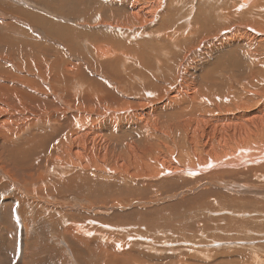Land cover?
Listing matches in <instances>:
<instances>
[{
  "label": "rangeland",
  "instance_id": "obj_1",
  "mask_svg": "<svg viewBox=\"0 0 264 264\" xmlns=\"http://www.w3.org/2000/svg\"><path fill=\"white\" fill-rule=\"evenodd\" d=\"M126 1L0 0L2 25L9 24L18 32V35L11 36L2 34L1 38L4 41L8 40L12 45L14 59L17 58L18 62L24 63L23 72L20 74L25 80L43 77L48 80L49 84L45 85L48 89L44 96L47 95L52 101L53 97L50 93L56 91L57 85L61 84L58 82V75L64 73L73 76L77 74V67L89 65L92 44L96 46L100 42L105 45L107 42H112L110 45L115 49L120 45L121 51L129 53L141 51V55L137 56L141 60L142 52L152 53L150 46L154 49L161 48V42L157 43L159 47L155 45L160 39L159 34L162 33L157 31L161 29L160 27L166 29L171 26L174 30L190 28L192 31L197 29L196 34L193 35L194 41L185 44V47L180 46L179 49L183 52L186 47H191V55L193 54L192 57L195 59H191L189 66L195 65V68L199 66L197 67L199 74L210 72V76L220 81V86L218 85L214 90L217 97L219 96L218 99L224 97L225 100L221 101V104L227 105V112L223 110L218 114L213 111L206 113L204 118L224 116L223 113L226 112V116H232V119L220 124H210V121L208 129L203 133L197 130L198 133L194 134L190 128L188 133L190 135L184 133L185 131H175L168 132L169 136H160L158 140L150 137V146L156 148L149 146V149L141 154V158H137L143 149L140 147L142 145L145 147L142 141L145 137L141 136L140 132L134 140L139 143L137 145L139 147L129 150L131 154L126 147L124 149V146L116 145L115 140L108 134L94 135L92 129L98 133L102 132V121L83 117L92 111L86 110L89 106L83 102L85 100L95 102L102 97V94L99 92L92 95L90 82L85 83V79L74 78L72 83H83V86L80 88L78 86L76 90L71 87L69 97L63 92L62 98L67 100L65 97H68L69 100L64 104L66 108L60 116L76 114L72 115L74 121L82 122L77 125L80 129L71 135L76 139L75 137L72 139L68 131H62L59 134L61 136L57 137L59 140L56 138L50 145L48 154L34 158L32 169L24 166L28 168L24 173L25 178H16L11 172L6 176L4 173L0 174V264H26L21 256L25 249L30 258L29 264L47 260L50 255L52 262L47 261V264H245L246 262V264H264V162L253 163L250 157L260 153L261 157L262 152L264 153V121L261 124L263 129L258 127L256 131L255 127L246 128L252 120L247 122L250 117H243L244 111H252L264 104V43L246 41L243 47L233 45L234 47L220 53H213L217 46H214V43L218 38L226 36L224 39L228 41L227 36H230L235 40H247L243 36L245 27L251 29L253 22L264 25V0H253L251 4L253 8L250 6L241 11L236 9L242 7L240 0H174L175 2L159 0L164 3L163 5H159L156 2L158 0H149L150 2L129 0V6L137 5L144 16L140 14L135 17L136 20H130L127 28L109 25L126 22L127 13L122 12V5ZM153 9H159L158 14L154 16L157 19L151 17ZM20 11H22L21 15ZM163 16L166 18L164 19ZM162 20L165 21L163 25ZM155 25L158 27L156 28ZM261 32L264 34L263 31ZM248 33L253 34L250 31ZM181 36L184 38L190 34H181ZM203 39L209 44L205 42L207 44L203 45ZM198 42L201 45H198ZM175 53L182 56L177 52H174V55ZM152 54L156 61L158 54L154 51ZM177 59L176 63L179 62V57ZM131 62L132 65L125 72L130 79L118 87L128 94L126 100L142 101L139 98L143 89L136 86L143 84L131 81L134 74L142 76V73L137 71L138 66L133 63V59L128 60L127 64ZM37 64L44 67L38 68ZM147 65L151 66V64ZM85 69L92 72L88 67ZM100 72H98L99 77L102 75L105 77L104 69ZM142 72L148 75L143 69ZM162 74L167 75L166 70H163ZM100 80L103 83L102 79ZM107 85L115 87L116 82L114 80L106 83ZM29 88L35 92L39 90V86L34 83H31ZM79 103L83 104L84 109L77 106ZM124 104L122 105L124 108L130 107L129 103ZM236 114L241 117L233 120ZM82 117L88 121L86 122ZM15 119L18 121H14ZM9 121L12 125L24 123L20 117H11ZM153 121H155L153 118L148 119L147 125ZM226 124L229 126H225ZM241 124L243 127H240ZM51 126L46 130L47 133L56 131L59 124ZM234 128L236 130L241 128L244 137L237 138L233 150L244 147L247 150V153H241L244 158L241 159L237 150L231 156L232 160L231 158L227 160L231 162V167L222 166L221 169L209 167V161L214 162L218 159L216 163H219L228 159L225 157L223 145H219L217 140L225 134H238L232 133ZM192 138H195V141H190ZM207 139L214 142L213 148L202 151L203 144L208 142ZM160 143L163 147H160ZM238 143H242L241 146ZM164 144L173 152L179 151L178 155L182 149V154L185 156L183 158L170 152L174 155L173 162L177 157V162L174 163L177 169L184 172L172 173L165 170L172 168L169 162V157L172 155H169ZM52 147L53 149L55 147L54 151ZM234 157L238 158L234 159ZM77 158L82 160L76 161ZM166 159L168 162L165 161ZM140 160L147 165L144 166ZM204 160L209 161L205 163ZM200 163L209 164L205 173L192 175L185 171L189 166L198 169ZM70 165L76 167L72 168ZM94 165L99 167L96 168ZM63 171L67 173L64 174ZM75 175L86 178L90 183L84 185L80 178H78L80 182H77ZM72 178L75 188L65 190L64 181L73 182ZM224 255L229 256L223 258Z\"/></svg>",
  "mask_w": 264,
  "mask_h": 264
},
{
  "label": "bare ground",
  "instance_id": "obj_2",
  "mask_svg": "<svg viewBox=\"0 0 264 264\" xmlns=\"http://www.w3.org/2000/svg\"><path fill=\"white\" fill-rule=\"evenodd\" d=\"M146 2H150V1L147 0ZM156 2H158L159 5L164 4L159 0ZM129 3H130L129 0H127L122 5L123 6L122 12L127 13L126 18H125L126 22L121 21V22H123V24H120L121 22L117 23L114 20L116 23L115 24H109V25H111L113 27L119 26L121 28H124V27L127 28V25L129 24L130 20H133V19H135V17L140 16V14L142 17L144 16V14H142V12H141L142 10L140 11V7H138L137 5L129 6ZM239 3L241 4L242 7H240V6L236 7V9H240V11H241L243 8H246V7L248 9V7H250L251 4L253 3V0H240ZM251 7L253 8V6H251ZM169 8H168V10H170ZM254 9H255V7H254ZM260 9H262V8H260ZM150 11H152V10L150 9ZM150 11H148V12H150ZM240 11H238V12L240 13ZM21 12L22 11L19 12L20 15H21ZM116 12H118V11H116ZM158 12H159V9L158 10L153 9V12H151V15H152L151 17L153 18L154 16H156L158 14ZM161 12H163V11H161ZM167 13H168V11H167ZM145 14H146V12H145ZM152 18H151V20H153ZM154 18L157 19V17H154ZM165 18L166 17H164V19ZM144 19H146V18H144ZM223 19H224V17H223ZM4 20H6V19H4ZM160 20H161V18H160ZM160 20H159V22H160ZM164 22L165 21L162 20V22H161L162 25L164 24ZM255 22H257V21H255ZM156 26L158 27V25H155V27ZM167 26H169V25H167ZM185 26L188 27V25H185ZM66 28H67V26H66ZM160 28L161 29H158L157 31L159 33L162 32L161 34H159V36L161 35L162 37L160 36V39H158L155 42V45H157V43L159 41L162 44L161 48L154 49L152 46H150L151 52L153 53V51H154L158 54L156 61H154L152 53L146 54L145 52H142L143 53L142 58H141V60H139V58L137 56L141 55V53H140L141 51L136 52V53H129L128 51H124V50L121 51V50H119V48L121 49L122 47H120V45H119V48L115 49L114 46L110 45V44H112V42H107L106 45H105V43H101V42L97 43L96 46L94 44H92L91 45L92 51L90 52V55H89L90 56L89 65H86V67H80V66L77 67L78 76H77V74H75L73 76H69L67 74L60 73L58 75V79H59L58 82H60L62 85L58 84L56 91L50 93V95L53 97V99L51 101L49 98H47V95L44 96V94L46 93V91L48 89V87L45 85L49 84L48 80L45 77H43V78H30V80H25L24 76H22L20 74L23 72L24 63L18 62L17 58L14 59V57L12 56V54H13L12 53V45H10L8 40L4 41L1 38L2 34H7L8 36H11V35H18V32L16 31V29L14 27H12L9 24L3 26L2 25V18H0V174L4 173L6 176V175L10 174V172H11L12 175L15 176L16 178L17 177L18 178H25L26 176H24V173L26 171H28V168L27 167L24 168V166H29L32 169L33 162H35L34 158L36 156L48 154L50 145L56 140V138L58 136H61L59 134L62 131H64V132L68 131L69 132L68 134H70L71 138L75 137V136H71V135H73L72 133H74L75 131H78V129H80L79 127H77V125L78 124L80 125L81 121H79V122L74 121V116H72V115H76V114H70L69 116L65 114V117L60 116V114H62V112L66 108V106H64V104H66L67 101L69 100L68 99V97L70 96L69 93L72 91V89L76 90V88L78 86H79V88L81 86H83V83L82 84L72 83V82H74L73 79L77 78V77L85 79V83L90 82V85H92V91H93L92 95H95L99 92H101V94H102V97L98 98L97 101H95V102H88L86 100L83 102L84 104L89 106V109H86V110H89V111L92 110L91 113H89V115H86L83 117H88L93 121H95V119L97 118L98 120L102 121V132L98 133L95 129H92L94 135L96 133L100 134V135L101 134H108L111 139L115 140L116 145L124 146V149L126 147L129 151V150H132L133 148H135L137 145H139V143H137L134 140H136L138 137V134L141 133V136L143 135L145 137V139H142L145 147L142 145L140 148H143V149L140 152L137 150L140 153V155H137V158H141V154H144L149 149V146H150L149 138L150 137L155 138V140L157 138V140H158V138L160 136H167V135L169 136L168 132L171 133V132H175V131H183V132L185 131L184 133H187V134L190 131H192L195 134V133H198L197 130H200L203 133V132H206V130L208 129L207 126H208V123L210 121H211L210 124H212V123H214V124L219 123L220 124V123L226 122V120L232 119L231 118L232 116L231 117L226 116V112H227L226 106L227 105L221 104L222 103L221 101L225 100L224 97H223V99H218L219 96L217 97L216 91L214 90L216 87H218V85L220 84V81H217V79L210 76L209 75L210 72L204 73V74L203 73L199 74L198 68H197L199 66H197V65H200V64H197L196 68H195V65L189 66V64H191V62H190L191 59L194 58V57H192L193 54L191 55V50H190L191 47L190 48L186 47V49H184L183 52L179 49L180 46H184L185 44H189L192 40L194 41L193 35L196 34L195 31L197 29H195L193 31H192V29L190 30V28H188L187 30H184L182 28L174 30V28L172 29L171 26L167 27L166 29H164V27H160ZM248 30L250 32H253V34L248 33L249 32ZM254 30L256 33H254ZM261 31L264 32V25H262L261 23L254 24V22H253L251 29L245 27V29L243 31V34H244L243 36H245L247 40H235L233 38H230V36L229 37L227 36V38H229V40L227 41L224 39L226 36L224 38L220 37L217 40H215L216 43H214V46L215 45H217V46L214 48L213 53H216V54L220 53L224 50L231 48L233 45H237V46L242 45V47H243V44L246 41L249 43H251L252 41H254V42L263 41V43H264V34ZM168 33H170V34H168ZM149 34H150V32H149ZM181 34H186V35L190 34V36H188V37L184 36V38L186 37L184 39L181 36ZM128 35H130V34H128ZM229 35H230V33H229ZM236 35L237 34H235V36ZM237 36L239 37V35H237ZM153 37H155V35ZM153 37H152V39H153ZM203 40H204L203 41L204 44L203 43L202 44L206 45L208 43L207 40L206 39H203ZM211 40H212V38H211ZM163 42H165V43H163ZM205 42H207V43L205 44ZM113 45H114V43H113ZM198 45H201V44L199 43ZM253 46H254V44H253ZM157 47H159V46L157 45ZM246 48H248V47H246ZM208 50L209 49H207L206 51L208 52ZM233 50H235V49H233ZM248 51H250V50H248ZM174 52H177L178 54H182V56L180 55L181 58L176 53L174 55ZM210 52H212V51H210ZM16 54H17V52H16ZM224 54H226V53H224ZM177 57H179L178 63H176V61H178ZM130 59L134 60L133 63H135L136 66H138L137 71L141 72L142 76H143V77L137 76L136 74H134L133 77L131 78L132 83L137 82L138 84H143L142 86H136V87H141L143 89L142 95L139 98V99H142V101L126 100V98L128 97V94L122 88L118 87V85L121 86L124 82H128V80L130 79V76L125 74L128 67L130 65H132V62H131V64H127L128 60H130ZM172 60H174V61H172ZM195 61H197V59ZM175 63H176V65H175ZM147 64H151V66H149ZM201 64H203V63H201ZM249 64H250V62H249ZM19 65H20V67H17ZM174 65L176 67L175 69H174ZM37 66H38V68L44 67L40 64H37ZM87 67L92 72H88L87 69H85ZM201 67H202V65L200 66V69H201ZM103 69H104V72L106 73V75H105V77H103V75L101 77H99L100 76L99 73H101L100 70H103ZM142 69L148 73L147 76L144 75V73L142 72ZM163 70H166L167 75L162 74ZM172 74H173V76H172ZM100 79H102L103 83L101 82ZM173 79H174V82H173ZM114 80L116 82L115 87H109L108 85L106 86V83L112 82ZM164 80L166 83H164ZM31 83H34V84L39 86L38 92L32 91L29 88L31 86ZM129 85L131 86V84H129ZM71 87H72V89H71ZM63 92L67 93L66 96H68V97H65L67 100L62 98L61 95L63 94ZM248 101H249V99H248ZM248 101H245V102H248ZM125 102L129 103L130 107L124 108L122 105ZM245 102H243V103H245ZM250 103L252 104V102H249V104ZM212 105H214V107H211ZM77 106L81 109H84L83 104L79 103ZM247 106L250 107L251 105H247ZM229 107H230V105H229ZM223 110L226 111L223 113L224 116H220V115L217 116L216 115V116L208 117L207 119L204 118L206 116V113L209 114V113H212L214 111V113L216 112L218 114L219 113L221 114ZM239 111H240V109H239ZM233 112H234V110H233ZM232 113H231V115H234ZM243 114H244V116H243L244 118L250 117V119L247 120V122L252 120L251 121L252 124H251V122H249L251 125L250 124L246 125L247 129H251V128L254 129V127H255L256 128L255 130L257 131L258 127H260V128L263 127V125H261V124L264 121V104H261L260 107H257L256 109H254L252 111H249V112L244 111ZM236 115H235L236 117L233 118V120L237 119L238 117H241L238 114H236ZM11 117H20L24 121V123L19 122L20 124L12 125L9 123V122H11V121H9V119ZM83 117H82V119H84ZM152 118L155 121H153V123H151V124L149 123L150 125H147L146 121H148V119H152ZM16 120L17 119H15L14 121H16ZM84 120L86 121V119H84ZM84 120H82V121H84ZM213 120H214V122H213ZM231 123H230V127L233 126V125H231ZM53 124H59V127L56 129V131H54L52 133H47L46 130L49 128V126L52 127L51 125H53ZM227 125L228 124H226L225 126H227ZM241 125H240V127H243V124H241ZM244 125H245V123H244ZM81 126H83V125L81 124ZM85 126H87V125H85ZM190 128L192 130H190ZM246 128H245V131H246ZM214 132H215V130H214ZM233 132H236L238 134H230V135L225 134L224 136L220 137L217 140L219 145H221V144L223 145V147L225 149V157H228V159L224 158L226 161L224 160V162L221 161L219 163H216V160H218V159H216L214 162L209 161V160H204L203 162L209 161L208 163L210 164V166H209V164H207L209 167H214V169L215 168L219 169L222 166H224V167L230 166L231 162H228L227 160H230L229 158H231V156H233L234 153L237 152V150H239V154L241 156V159L244 158V156L241 155V153H247V150L244 147H239L235 151L233 150V146L237 143V138L238 137H240V138L244 137L243 134H241V132H243V131L241 128H238L237 130L234 128L232 133ZM150 135H152V136H150ZM170 135H172V134H170ZM188 135H190V134H188ZM201 135H203V134H201ZM201 135H200V137H201ZM25 137H28V138H25ZM197 137H199L198 134H197ZM213 137L215 138V136H213ZM213 137L211 138V140L213 139ZM72 139H74V138H72ZM75 139H76V137H75ZM188 139H190V138H188ZM193 140L195 141V138L194 139L192 138V140H190V141H193ZM211 140H208V142H206V144H203L204 142L199 143V144H203V146H204V149H202V151H207L208 149L213 148L214 142H212ZM62 141H63V139H62ZM197 141L198 140H196V142ZM65 142H66V145H68L67 141H65ZM68 142L70 143V141H68ZM72 143H71V145H72ZM161 143H163V142H161ZM161 143H160V147L161 146L163 147V145ZM62 144L64 145V142ZM80 144H81V142H80ZM140 144H142V143H140ZM238 144H239V146H241L242 143H238ZM100 145H101V143H100ZM112 145H114V144L112 143ZM191 145H192V143H191ZM60 146H61V144H60ZM137 147H139V146H137ZM137 147H136V149H137ZM150 147L153 148L155 146L152 147V145H151ZM165 147H166V145H165ZM73 148H71V149H73ZM157 148H159V147H157ZM52 149H53V147H52ZM54 149H55V147H54ZM54 149H53V151H54ZM124 149H122V150H124ZM166 149H168L169 155H172L169 157V162H170V164H172V168L171 169L167 168L165 170L168 172H172V173L184 172V170L177 169V167H176L177 165L174 164L177 162L176 161L177 157L175 158V162H173V160H174L173 154L174 153H176L177 156L180 155V158L185 157L182 154V152H183L182 149L181 150L179 149L180 150L179 155H178L179 151H178V153L176 151L173 152V150L169 149V147H166ZM57 150H58V148H57ZM164 150H165V148H164ZM109 151L111 152V150H109ZM134 151H136V150H134ZM170 151L173 152V154H171ZM73 152H74V150H73ZM128 153H130V151ZM136 153L134 155H136ZM61 154H63V153L61 152ZM72 154H74V153H72ZM82 154H84V153H82ZM157 154H159V153H157ZM260 154L250 155V157L253 159V163H257L258 161L264 162V153L262 152L261 157H260ZM109 155L111 156V154H109ZM114 155H116V154H114ZM244 155H246V154H244ZM80 156H81V154H80ZM61 157H63V156H61ZM131 157H134V156H131ZM55 158H57V157H55ZM116 158H117V156H116ZM116 158H114V159H116ZM164 158H162V159H164ZM235 158L237 159L238 157H234V159ZM246 158H248V156ZM162 159H161V161H162ZM167 159L165 160L166 162H168ZM40 160L41 159H39V161ZM52 160H53V158H52ZM78 160L79 159L77 158L76 161H78ZM80 160H82V159H80ZM116 160H118V159H116ZM231 160H232V158H231ZM242 161H244V160H242ZM92 162H93V160H92ZM98 162H96V163H98ZM104 162L105 161H102V163H104ZM116 162H119V161H116ZM141 162H142V164L144 163L143 161H141ZM64 163H66V161H64ZM161 163L165 164V162H161ZM205 163L198 164V169L196 168V170L193 169L194 168L193 166H189L185 169V171L192 174V175L193 174H199V173H205L206 172V166H207ZM78 164L81 165V163H78ZM170 164H169V167L171 166ZM143 165L146 166L147 164H143ZM234 165H236V164H233V166ZM118 166H120V165H118ZM118 166H116V167H118ZM73 167H76V166L73 165ZM95 167L97 168V167H99V165L98 166L96 165ZM165 167H167V166H165ZM147 168H149V167H147ZM62 169H64V168H62ZM61 172L62 171H60V173ZM63 172H64V174L67 173L66 171H63ZM147 172H149V171H147ZM211 174H213V173H211ZM59 177L61 178V176H59ZM75 177H77V176L75 175ZM35 178H36V176H35ZM78 178H80L83 181L84 185L90 183L89 180H87L86 178L80 177V175L76 178V181ZM80 179H78L77 182H80ZM72 180H73V178H72ZM27 181H29L28 178H27ZM70 181L71 180H66V181H64V183L62 182L64 184V185L63 184L62 185H63L65 190H72L75 188L74 187L75 186L74 180H73V182H70ZM91 185H92V183H91ZM77 187H78V185H77ZM251 192H253V191H251ZM40 193H41V191H40ZM102 237H104V236H102ZM212 243H213V241H212ZM21 256H22V261L24 260L26 262V264H29L28 260H30V258L27 256V250L26 249L24 250V252L21 253ZM227 256H229V255H227ZM227 256L224 255L223 258H228ZM46 259L47 260H45V259L40 260L37 264H47V261L49 263L52 262L51 255L48 256ZM216 264H219V263H216Z\"/></svg>",
  "mask_w": 264,
  "mask_h": 264
}]
</instances>
